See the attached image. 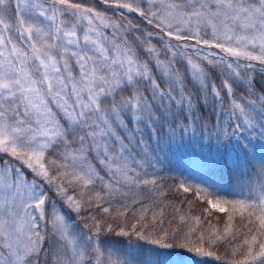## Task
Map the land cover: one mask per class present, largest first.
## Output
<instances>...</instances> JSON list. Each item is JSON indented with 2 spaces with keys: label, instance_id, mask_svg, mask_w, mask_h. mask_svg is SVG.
<instances>
[{
  "label": "snow or ice",
  "instance_id": "1",
  "mask_svg": "<svg viewBox=\"0 0 264 264\" xmlns=\"http://www.w3.org/2000/svg\"><path fill=\"white\" fill-rule=\"evenodd\" d=\"M115 6L184 43L157 48L153 31L129 37L136 25L105 23L100 12L72 0H0V264H200L194 257L214 256L210 249L232 234L230 223L223 233L196 231L190 221L199 224V217L179 208L167 221L163 209L142 208L137 222L126 225L130 230L121 228L118 235L153 247L141 245L130 254L100 240L114 231L104 217H86L87 232L69 223L65 206L77 215L100 209L114 219L127 215L128 200L141 203V189L165 195L149 177L153 158L135 151L133 140L142 142L135 133L163 119L168 103L191 104L192 97L180 91L185 76L176 66L178 57L190 66L191 79L216 97L221 90L235 96L237 80L253 79L239 71V63L214 59L215 51L196 48L193 54L190 43L243 58L248 68L251 62L264 66V0H118ZM100 26L114 29L111 39ZM201 60L224 63L230 71L217 85ZM232 107L255 127L246 105L234 99ZM241 127L236 124L235 130ZM126 128L131 135L124 134ZM176 128H170L169 142ZM185 131L180 128L181 137ZM233 138L234 132L228 140ZM253 159L243 152L229 170L227 153L221 156L222 172L242 181L247 176L242 199H209L204 189L196 190L217 211L231 208L228 221L238 215V231L252 233L244 240V258L233 264H264V151L254 180L243 171ZM180 189L191 190L184 184ZM114 201L122 206L114 207ZM175 219L176 228L165 227Z\"/></svg>",
  "mask_w": 264,
  "mask_h": 264
},
{
  "label": "trees",
  "instance_id": "2",
  "mask_svg": "<svg viewBox=\"0 0 264 264\" xmlns=\"http://www.w3.org/2000/svg\"><path fill=\"white\" fill-rule=\"evenodd\" d=\"M73 3H79L84 7L93 8L95 11L101 14H106L108 17L117 20L118 22L128 23L131 22L136 25L137 28L132 29L127 35L129 37L138 36L141 32L153 31L154 36L152 37V43L156 47L161 46L162 43H167V36L158 34L159 30L154 28L153 25L147 23L144 18L138 16L136 13L125 12L124 9L115 6L116 0H108L107 3L104 0H72ZM143 7L147 8L146 4H142ZM111 8V9H109ZM146 26V27H145ZM145 27V28H144ZM163 37V40L160 39ZM143 55V54H142ZM178 63L182 66L183 70L180 71L182 75L185 76L184 84L181 86L182 95H190L192 97L191 104H175L168 103L166 108H163V113L168 114L172 119V123H168L170 126L176 125L177 127L188 128L194 125L196 132H202L203 127H207L209 130H218L224 132L225 123V113L223 111L215 110L216 106L220 108L218 104V98L211 93L208 89L202 88L198 81L191 79V76L183 65H187L183 58L178 57ZM206 68V72L209 74V80L215 84H219L220 76L212 71V65L203 64ZM211 72V73H209ZM244 73L249 74L253 77L252 80H245L243 82L236 81L237 87L235 88V96L231 94L232 100H240L248 102L249 99H259V104H264V70L258 67L246 68ZM243 73V74H244ZM159 75V70H157ZM212 77V78H211ZM176 93H174L175 95ZM223 94V95H222ZM221 98L226 104L229 105L230 94L225 95L223 90H221ZM159 103V98H157ZM228 108V107H227ZM226 108V109H227ZM247 111H254L253 107L247 106ZM260 110V108H258ZM185 116H187L188 123L185 122ZM180 117H182L180 119ZM262 117L253 118L255 125H262ZM159 124V125H158ZM154 129L141 128V133H138V139L146 134L156 135V140L161 141V136L163 132V120L155 125H152ZM161 127V131L159 130ZM235 125L229 124V128L233 129ZM257 128H259L257 126ZM247 129V130H246ZM145 131V133L142 132ZM170 128L167 126L165 129V140L164 147L169 143L168 133ZM246 132L249 134L247 125H244V135L245 138H249L247 145L242 146L243 152H248L250 156L254 157L252 166H245L243 171L255 179V172L259 169V155L261 151H264V147L259 143H256L251 136H247ZM263 132V131H262ZM261 132V133H262ZM231 135V134H230ZM257 138L261 136L256 133ZM240 145V144H239ZM243 152L236 151L231 156H228V169L232 168L231 161L234 160L238 155L243 156ZM167 152H164V154ZM168 161L164 167L156 172H150L149 177H154L157 180L158 186L163 189L165 195L161 196L159 193L153 195L147 189H141L142 195L139 197L141 203H134L128 200L127 203L130 205L127 209L126 216L115 217L114 219H109L105 214L101 212L100 209L93 208L87 214L77 215L73 212H68L74 226H78L81 230L87 232L88 229L85 226L84 219L88 216H97V218L104 217L109 225L114 229L113 232H104L100 236V240L105 242V247L112 249H119L121 253L128 252L134 254L137 249L143 245L145 249L151 248L153 246L144 243L143 241H138L135 236H120L118 233L121 228L125 231L130 229L126 225L135 224L139 218L140 210L142 208H149L150 212H156L163 209L165 212L164 219L167 218L175 212L177 208L181 210L186 216L199 217L200 223L196 224L194 221H190L196 231H201L203 229H209L220 233L224 232L225 226L229 223L231 224L232 234L225 237L224 240L217 241L214 247L210 250L215 252L214 256L210 257H194V260L199 261L200 264H233L234 261H238L244 258V253L246 252L247 245L244 244L245 239H249L252 233H246V230L242 229L240 217L234 216V219L229 222L227 217L231 214V208L227 212H219L212 208L211 205L207 204L206 200L203 198V194L197 192V189H204L208 192L209 199H217L222 201H233L242 199V191L246 192V188H243V184H247V176L243 181L236 176L231 175L230 171H221L219 165L221 163L220 156L218 163L215 165L211 162L201 164L198 161L195 165L191 162L195 159L190 152H187L184 156L178 153L170 155ZM95 163V162H93ZM180 184L188 186L191 190L187 193L183 192L182 189L177 191ZM52 198H55L53 194ZM114 207H121L119 201L113 202ZM228 207L227 205H224ZM115 216V213L113 214ZM89 223L91 221L89 220ZM179 221L175 219L171 224L165 223V227L174 229L178 226ZM148 255H151L150 253ZM216 256L220 258L217 259ZM186 262H191L194 264L193 260H187Z\"/></svg>",
  "mask_w": 264,
  "mask_h": 264
},
{
  "label": "rangeland",
  "instance_id": "3",
  "mask_svg": "<svg viewBox=\"0 0 264 264\" xmlns=\"http://www.w3.org/2000/svg\"><path fill=\"white\" fill-rule=\"evenodd\" d=\"M118 2V0H116ZM111 9V8H109ZM125 12H127L126 9H124ZM130 13V12H129ZM102 16L105 18V23H117L118 21L115 19H112L108 17L106 14H102ZM82 25H86V21L81 22ZM146 27V26H145ZM144 27V28H145ZM100 31L106 34V38L111 39V34L113 33L114 29L111 27H104L100 26ZM159 36L160 35H165L164 33H161L160 31L158 32ZM139 37L141 34H137ZM205 38H210V37H205ZM167 43H171L173 45L184 43L183 41H176V40H169L167 38ZM164 44L162 43L161 46ZM161 48V47H157ZM196 48H200L204 54H207L209 51H215L218 53L217 57L214 59L218 60L220 56H225L226 57V62H232L234 65L236 63H239V71L243 74L244 70L248 67L246 65L249 63L248 61H245L243 58L239 59L238 61L235 60V58L232 57H227L226 54L219 52V49H207L203 48L202 45L196 46L190 43L189 46V51L195 54ZM182 58V57H180ZM202 64H206V61L201 60L200 61ZM253 64V67H258L264 70V66L259 65L258 62H251ZM180 71L183 70L182 66L178 63L176 65ZM186 68V71L191 73V68L188 65H183ZM208 68V65H207ZM212 71L214 73H217L220 76V80L225 78V75L228 71L226 69V64L221 63L218 66H213ZM211 73V72H209ZM245 74V73H244ZM212 78V77H211ZM219 80V82H220ZM241 82L240 80H237ZM223 95V94H222ZM221 95V96H222ZM218 98V104H220V108L216 106L215 110L217 111H223L225 113V123H224V132L218 131V130H209L207 127H203L202 132H196V128L193 126L188 127L187 131L184 132L183 136L181 137L180 134V127L176 128L175 135L172 139L171 142H169L165 147H164V140H165V129L167 126L171 128L172 126L168 125V123H172V119L168 116V114H164L163 111H161V116L163 117V132L161 131V127L159 126V130L163 133L161 136V141L156 140V135L154 132L152 134H146L144 136H141L140 139H138V136H136L138 133H141V130L135 133L136 139L142 141L140 144H136V140H133V147L135 148V151L140 152L142 155L146 152L149 156L153 158V163L156 165L155 168H149L148 172H156L160 169H162L166 163V160L168 161L170 158H168L170 155L172 156L174 153H178L181 156H184L187 152H190L193 157L195 158L191 164L195 165L196 162L198 161L201 164L215 161L216 163L220 162L218 161L219 156L221 160V156L226 152L227 156H231V154H234L236 151H240L242 149V146L247 145L248 139L245 138L244 135V117L243 115L237 111L234 110L232 107V96L230 94L229 96V105L224 102V100L221 97ZM238 103H243L246 106L253 107L254 111H248L249 115L251 118H255L257 116L262 117L264 114H261V105L259 102L256 105H250L247 101H240L236 100ZM228 107V108H227ZM227 108V109H226ZM260 108V110H258ZM182 117H180L181 119ZM189 119V118H188ZM187 119V121H188ZM160 120V121H161ZM182 120V119H181ZM263 121L262 125H264V118L261 119ZM159 121V122H160ZM158 122V123H159ZM168 122V123H167ZM188 123V122H186ZM254 123V122H253ZM229 124H240L242 125L241 129L236 131L235 127L233 129L229 128ZM159 125V124H158ZM255 125V124H254ZM262 125H255L254 128H248V132H246L247 136H251L252 139L256 143H259L261 146L258 148L260 149L261 147H264V129H262ZM257 126L259 128H257ZM142 128H149V129H154L155 128L152 125H149L147 127H142ZM247 130V129H246ZM124 134L126 135H131L132 133L129 131V129H124ZM263 131V132H262ZM143 133H145L144 130H142ZM234 132V138L231 139L230 141L228 140V136L233 135ZM258 132V135L261 136L260 138H257L256 133ZM262 132V133H261ZM169 133V132H167ZM227 133V135H225ZM169 141V140H168ZM240 144V145H239ZM155 150V151H153ZM164 152H167L164 154ZM158 158V159H157ZM7 159V158H6ZM95 162V161H93ZM54 200L58 201V198L55 196L53 198ZM59 207V203L57 205ZM65 212L69 216V211L67 210L65 206ZM70 217V216H69ZM69 223L73 225L72 220H69ZM186 264H192L191 262H186Z\"/></svg>",
  "mask_w": 264,
  "mask_h": 264
}]
</instances>
